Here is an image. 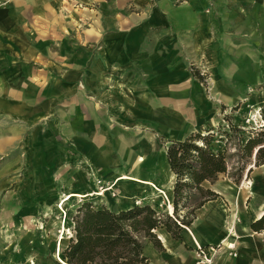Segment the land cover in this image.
Masks as SVG:
<instances>
[{"label": "crops", "instance_id": "obj_1", "mask_svg": "<svg viewBox=\"0 0 264 264\" xmlns=\"http://www.w3.org/2000/svg\"><path fill=\"white\" fill-rule=\"evenodd\" d=\"M132 3L144 13L129 14L128 25L115 22L107 31L103 28L102 38L95 42L98 43L95 57L82 54L55 58L56 62L51 57L49 60L53 61L42 68V55L33 45L32 71L21 74L23 68L17 70L18 79L16 74H9L11 58L4 55L9 54L10 46L4 41L15 39L14 28L22 8L18 9L17 5L15 9L0 8V66L4 67L0 70V95L1 103L11 100L3 97L13 95L18 97L17 102H24L23 98L30 96L35 101L41 98L45 83L54 78L58 82L55 89L63 91L65 106H69L64 113L65 136L81 159L99 174L103 170V174H120L126 170L130 177L135 175L146 181L165 172L172 174L165 157L170 142L183 141L205 128L215 129L212 124L218 119L224 123L228 111L246 98L249 87L263 80L264 63L259 50L263 49L264 41L259 36L264 33L260 28L264 20L259 13L250 14V0H132ZM191 62L208 64L212 69L214 82L209 91L212 100L206 96L204 80L186 69ZM11 79L22 84L11 88L8 85ZM45 91L47 96L48 89ZM21 108L19 114L28 118L29 110L25 106ZM1 111L12 112L5 105ZM32 115L40 120L41 109ZM25 128L24 124L23 133ZM33 136L25 143L36 144ZM163 138L166 142L162 146ZM30 155L40 166L52 156L51 147L47 152L38 149ZM136 157L144 158L138 168L131 165ZM261 167L253 164L252 169ZM209 185L217 199L196 211L192 224L183 229L181 240H173L160 230L157 235L164 238V241L159 239L162 251L145 241L143 255L147 264H198L195 257L198 248L227 241L228 203L240 205L239 216L245 229L257 220L259 205L252 198L245 205L247 191L230 190L227 185L218 188L217 181ZM137 192L129 190L128 195ZM27 222L7 220L8 230ZM35 224L43 225L38 221ZM45 231V234L38 232L37 241L42 245L27 246L21 254L5 256L11 246L2 244L0 260L7 258L10 264H53L52 258L47 257L51 256L55 238ZM30 238L27 235L22 240ZM237 262L221 258L212 264Z\"/></svg>", "mask_w": 264, "mask_h": 264}, {"label": "rangeland", "instance_id": "obj_2", "mask_svg": "<svg viewBox=\"0 0 264 264\" xmlns=\"http://www.w3.org/2000/svg\"><path fill=\"white\" fill-rule=\"evenodd\" d=\"M16 5L18 9L22 8V10H19V13L17 11L19 22L14 28L16 30L15 39L4 41L6 46H10L9 54L4 56L11 58L8 71L10 75L16 74L17 79L20 75L17 74V70L23 68L21 74L32 71L35 62L31 53L33 45L42 55V68L48 66L49 61H53L49 60L51 57L54 58V61L55 58L80 57L82 54L95 57L98 49V43L95 42L102 38L103 28L107 31L115 22L128 25L129 14L144 13L143 9L134 7L132 0H0L1 9H15ZM221 8L223 10L224 6ZM249 11L252 15L259 13L261 19L264 20V0H250ZM21 27L23 28L21 29ZM260 28L264 30V22L261 23ZM262 38L264 41V33L259 36V40ZM250 52L256 53L257 50H250ZM259 55L264 63V47L259 50ZM209 67L208 64L191 62L186 69L189 73L198 74L204 80L202 85L206 89V96L212 100L209 91L214 80L210 74L212 69ZM2 69L4 67L0 66V70ZM17 79L9 80L8 85L11 88L14 84L19 87L22 82L16 81ZM57 83L51 77L43 86L44 91L41 98L35 101L34 97L30 96L23 98L26 100L24 102H17L18 97L13 95L3 97L4 99L11 98V100L1 103L2 96L0 95V254L3 252L2 244L8 243L11 246L8 251L10 253H6L5 256L14 253L21 254L27 246L42 245V242L37 241L40 237L38 232L45 234V230H47V233L54 235L55 238L52 249H49L51 256L47 258L50 257L53 262H57L53 256L57 246L60 244L57 250L60 254L72 234L67 217L85 201L93 202L97 206L104 205L114 211L146 205L157 213L169 214L168 201L150 187L136 186L131 182L121 185L115 183V177L129 176L126 170L124 173L121 171L120 174H103V170L99 174L98 170H94L87 161L81 159V154L65 136L64 113L69 109V106H65L66 97H64L63 91L58 92L55 89ZM79 86L80 84L77 82L76 87L79 88ZM47 89L46 96L45 90ZM4 105L12 112L1 111ZM22 106L29 110L28 118H22L23 115L19 114ZM262 107H264V77L262 81L249 87L246 98L239 103V106L228 111L224 123L218 119L216 124H212L216 127L213 143L217 144L219 150L227 157V176L225 174V176L218 177V188L221 185H227L230 190L247 191L245 205L251 201L249 189L255 192L258 205L264 203L262 179L264 169L255 168L246 172L249 165L255 164V158L253 156L251 159L241 158L238 151V148L244 143V133H248L249 136L251 131L258 132L264 125L260 115L255 113L253 116L250 115L255 108L261 109ZM40 109L41 119L37 120V117H34L32 113ZM221 109L223 110V108ZM24 124L26 126L25 133L22 129ZM206 129L208 128H205L202 134ZM31 136H33L32 141L36 144L25 143V140L31 139ZM164 141L166 142L165 139L161 140L162 146L165 145ZM50 147L52 156L38 166L31 159L30 153L38 149L47 152ZM27 149L29 150L27 151ZM239 169L243 171L240 173ZM95 177L104 182V187L111 186L112 189L101 193L97 189L99 186L96 185ZM166 178L164 173L146 181L157 187H162ZM245 180L254 184L252 186L249 184L248 190L237 188ZM173 185L174 183L171 185V193L168 197L171 205ZM204 187L210 188L209 183H204ZM129 190L138 192L134 196H129ZM69 194L76 196L65 202L60 208L62 200ZM122 201L127 202L128 205L122 206ZM241 204L243 205V203ZM227 205L228 212H230L227 230L230 233L227 234L226 239L228 243L235 246L232 253H237V256L228 255L227 252L224 257L225 254L222 252L225 250L217 248L221 245L219 244L214 246L217 254L213 258V262L221 258H228V260L233 259L234 263L238 260L237 264H264V230L261 233L252 232L250 228L243 230L241 226L244 225L239 216L240 205L231 206L229 203ZM237 206H239V210L238 208L236 210ZM231 210L233 211L231 212ZM29 219L30 223L27 222L25 225L21 224L8 230L7 220L29 221ZM36 221L42 223V227H37L39 224L34 225ZM14 231L16 234H13ZM261 234L263 235L259 236ZM27 235L31 238L23 241V237ZM14 246L18 247L15 249ZM3 260V262L0 260V264H10L7 258Z\"/></svg>", "mask_w": 264, "mask_h": 264}, {"label": "trees", "instance_id": "obj_3", "mask_svg": "<svg viewBox=\"0 0 264 264\" xmlns=\"http://www.w3.org/2000/svg\"><path fill=\"white\" fill-rule=\"evenodd\" d=\"M259 115L264 123V107ZM248 137L238 148L241 158L251 159L256 150L254 165L263 166L264 125ZM213 142L214 129H206L204 134L192 133L165 148L167 165L175 178L170 215L157 213L146 205L114 211L89 201L81 203L67 217L72 234L60 253L65 264H147L143 255L145 241L162 251L157 231L163 230L173 240H181L183 229L192 224L196 211L218 197L204 183L213 184L227 172V157ZM250 230H264V215L251 223Z\"/></svg>", "mask_w": 264, "mask_h": 264}, {"label": "bare ground", "instance_id": "obj_4", "mask_svg": "<svg viewBox=\"0 0 264 264\" xmlns=\"http://www.w3.org/2000/svg\"><path fill=\"white\" fill-rule=\"evenodd\" d=\"M259 110H260L259 108H255L254 112L250 113V115L253 116L254 113L257 114V115H259ZM245 130H247V129H245ZM247 134L248 133H244V142L247 141L248 138H249ZM143 162H144V158L143 157H136V160L134 162H132L131 165L133 167H135V168H138L141 164H143ZM252 166L253 165H249L246 172H250L252 170ZM261 169H264V166H262ZM165 176L167 178H166L165 184L162 187H157V186L153 185L152 183L147 182L145 180L143 181L142 179L138 178L135 175L134 176H131V177L125 176V175H121V176L115 177L114 180H115V183H118L119 185H121L122 183L123 184L124 183L125 184H128V182H131V183H134L136 186H138V185H145V186L150 187L153 191H155L156 193L160 194L166 201H168V212H169V214H172L173 213V208H172V205L170 204V202L168 200V197H169V195L171 193V185H172L173 174H169L168 172H165ZM262 179H263V184H264V174L262 176ZM249 184H251V186H252L254 183H252V182L249 183L247 180H245V181H242L241 186H239L237 188H240V189H243V190H245V189L248 190V188H249L248 186H250ZM249 195L252 198V202L255 204V202H256L255 192L253 190L249 189ZM75 196H76L75 194H69V195H67L66 198L64 200H62V203H61L60 208H62V206L64 205L65 202L70 201ZM57 208H58V206H57ZM263 215H264V203H262V204H260L258 206V210H257V220H259L260 218H262ZM29 222H30V219H29ZM241 228L243 230L245 229L244 226H241ZM262 235L263 234H261L259 236H262ZM232 236H235V235L232 234ZM159 239L164 241V238L162 237V235H161V237ZM59 246H60V244L57 247L59 248ZM221 246H222V248L224 250V249L231 248L232 247V244L228 243L224 239L221 242ZM58 248H57V250H58ZM57 250L53 254L54 259L56 261H58L59 263H61V264H65V261L62 259V257L60 256V254L58 253ZM223 253H225V251Z\"/></svg>", "mask_w": 264, "mask_h": 264}, {"label": "built area", "instance_id": "obj_5", "mask_svg": "<svg viewBox=\"0 0 264 264\" xmlns=\"http://www.w3.org/2000/svg\"><path fill=\"white\" fill-rule=\"evenodd\" d=\"M96 180H97V178H96ZM96 185L99 186V187H97V189H99L101 193L110 191L112 189L111 186L110 187H104L103 181L97 180ZM99 195H101V194H99ZM229 233H230V231L227 230V234H229ZM234 247L235 246L232 244L231 248L224 249L225 253H223L224 251L222 253L227 254V252H228V255L232 254L234 257H236L237 253H232L234 251ZM217 248L223 250L221 245L217 246ZM216 254H217V250L214 248V246H208V247L198 248L195 252V257L197 259L198 264H212L213 258L216 256ZM30 264H33V263L30 262Z\"/></svg>", "mask_w": 264, "mask_h": 264}, {"label": "water", "instance_id": "obj_6", "mask_svg": "<svg viewBox=\"0 0 264 264\" xmlns=\"http://www.w3.org/2000/svg\"><path fill=\"white\" fill-rule=\"evenodd\" d=\"M255 153H256V151L254 152V156H255ZM249 171V170H248Z\"/></svg>", "mask_w": 264, "mask_h": 264}]
</instances>
